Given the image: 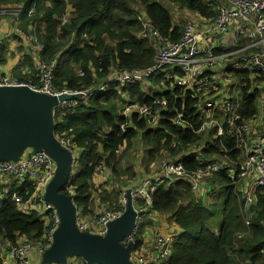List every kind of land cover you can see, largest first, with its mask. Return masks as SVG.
Listing matches in <instances>:
<instances>
[{"label": "trees", "instance_id": "16d2710c", "mask_svg": "<svg viewBox=\"0 0 264 264\" xmlns=\"http://www.w3.org/2000/svg\"><path fill=\"white\" fill-rule=\"evenodd\" d=\"M160 1L0 0V6L22 8L19 28L32 31L41 46L37 56L24 55L22 67L28 70L23 74L15 73V78L37 84L35 64L39 59L47 65L54 63L52 84L56 90L86 91L108 82L114 73L152 67L158 50L177 42L186 23L205 26L217 17L215 4L204 0H162L194 15L186 18L183 26L174 25L169 9ZM30 11L33 13L29 14ZM250 42L244 39L241 45ZM2 50L3 46L0 58ZM181 75L162 72L151 77L160 87L156 92L144 91L145 83L123 86L112 83L106 90L95 92L88 102L79 100L74 108L54 115L55 137L71 138L83 153L81 167L62 190L67 195L68 189L73 190L72 199L83 217H92L103 209L116 210L122 194L120 189L139 181L138 174L144 176L147 168L159 159L191 153L198 148L197 152L211 161L222 156L223 148L233 149L234 139L227 134L214 139L210 133L195 135L171 123L173 108L195 127L202 120L197 107L205 98L201 92L190 94L176 86V78ZM248 75L249 72L234 74L240 84H245L240 90V120H252L258 114V91L253 85L256 78L250 79ZM159 99H164L166 104L156 108L157 119L153 124L135 111L126 117L122 114L126 106H150ZM214 116L220 118L218 113ZM136 143L144 147V156L140 157L137 168ZM173 144L178 147L176 153L171 150ZM143 163L145 171L140 169ZM184 164L189 169L196 167L188 159ZM156 167L154 178L158 174ZM100 168L108 177L96 188L93 178ZM206 187H211L212 192L200 195L194 193L185 180L164 179L153 190L152 204L145 214L162 215L168 224L179 229L173 236L166 264H264V189L255 192V204L251 208L254 214L245 223L241 196L233 192L224 175H213ZM220 193L222 202L218 210L206 213L216 206L208 201L217 200ZM95 201L96 208L92 209ZM137 205L144 206L141 201ZM45 231V224L35 212H19L11 193L0 192V238L9 245L7 251L23 242L40 244ZM135 242V250H138L141 246L138 238Z\"/></svg>", "mask_w": 264, "mask_h": 264}, {"label": "built area", "instance_id": "2783aa9c", "mask_svg": "<svg viewBox=\"0 0 264 264\" xmlns=\"http://www.w3.org/2000/svg\"><path fill=\"white\" fill-rule=\"evenodd\" d=\"M215 4L217 17L209 25H196L188 22L180 39L159 49L152 67L143 71L131 73L120 72L110 76L109 81L100 83L86 91L74 92L67 89L56 90L53 87L52 72L54 63L50 65L42 62L36 63L35 73L37 84L23 83L18 79L0 75V87H27L30 90L51 97L60 95L81 96L80 100L88 102L95 92L106 90L110 84L132 85L146 83L158 73L167 70L179 72L182 75L176 78V86L183 88L190 94L202 93L205 98L197 107V112L202 114L201 123L195 127L182 113L173 108L174 117L171 123L178 129L190 131L195 135L212 134L214 139L222 138L225 134L234 139L231 151L224 150L221 157L214 160L204 159L206 156L199 154L198 148L191 153H176L178 147L173 144L171 150L176 155L160 162L156 167L158 174L155 178L146 180L142 185L130 190L134 210L139 213L133 234L123 241L134 242L139 230V223L145 215L143 208L152 204L151 194L161 180L172 178L185 180L189 183L194 193L204 195L212 192L206 187V182L215 174L224 175L230 182L235 194L242 200V211L245 214V223L249 221L255 204V192L264 189V122L256 118L240 120L239 111L241 104V88L234 74L249 72L248 78H256L255 89L258 91L259 103L264 111V0H204ZM30 11L29 14H32ZM22 15L21 7L0 6V21L4 18L14 20L13 30H0V51L6 39L16 37L23 46H31L41 51L38 39L32 31L25 32L19 28V19ZM233 33L232 46L222 43V38ZM250 43L241 45L242 40ZM166 73V72H165ZM253 74V75H252ZM252 90H250V93ZM79 101V100H77ZM75 100L58 102L53 108V115H61L65 110L76 106ZM164 99L155 100L150 106L130 105L124 109V116L135 111L145 118L149 124L156 122V108L164 107ZM218 113L220 118L214 115ZM57 139V138H56ZM62 147L71 151V141L58 137ZM234 154V157L233 155ZM193 161L196 166L189 169L185 161ZM55 163L45 153L25 152L17 162H1L0 178L7 175L17 179L22 186L18 193H13L11 200L22 213L40 210L38 218L45 223L47 230L42 243L31 245L24 243L13 247L8 257L13 264H30L28 255L36 253L41 256L49 249L53 235L59 226V218L54 208L45 202L44 195L49 182L55 172ZM103 169H100L101 173ZM155 181V183H154ZM69 195L73 191L68 189ZM37 201L38 205L33 202ZM141 201L144 206L139 207ZM116 210H101L94 218L83 217L76 211V226L79 231L91 235L104 236L107 225L121 217L125 211L126 199L124 196L116 205ZM172 240L170 237L157 235L153 241V256H145L141 252L133 251L130 261L133 264H166L170 257ZM151 252V253H152ZM3 264H9L3 262ZM56 264V263H48ZM66 264H87L80 259L68 260Z\"/></svg>", "mask_w": 264, "mask_h": 264}, {"label": "water", "instance_id": "95a60500", "mask_svg": "<svg viewBox=\"0 0 264 264\" xmlns=\"http://www.w3.org/2000/svg\"><path fill=\"white\" fill-rule=\"evenodd\" d=\"M80 99L79 94L51 97L27 87H0V163L17 162L27 151L45 153L55 163L44 200L56 211L59 226L41 264H66L71 259L87 264H133L130 254L135 246L132 241L123 244L133 234L140 216L131 194L126 192L124 213L107 225L102 237L78 230L74 201L62 192L69 181L73 157L54 135L53 108L58 102Z\"/></svg>", "mask_w": 264, "mask_h": 264}, {"label": "crops", "instance_id": "0c3cea01", "mask_svg": "<svg viewBox=\"0 0 264 264\" xmlns=\"http://www.w3.org/2000/svg\"><path fill=\"white\" fill-rule=\"evenodd\" d=\"M160 3L164 7H166L165 4L162 3V1H160ZM169 6H172V5H169ZM173 7L175 8V6H173ZM176 10H177V12L179 14L181 13L182 14V17H184V18H193L194 17L193 14H191V13L185 11V10H179V9H176ZM138 12L141 13L140 10H138ZM171 18H172V15H171ZM172 22H173L174 25H176L175 22L173 21V19H172ZM14 25H15V23H14V20L13 19L4 18V19H2L0 21V30L3 32V31H5L7 29V31H10L11 32L13 30L12 28H13ZM15 38L12 37V38L6 39L4 41L3 50H2V56L0 58V75L1 76H9V77L15 78L16 77L15 76V73H21V74H23V73H26L27 70H28L26 67H22V58L24 57V55L31 56V54L33 52L32 51L33 49L32 48L25 47L21 43L18 44L17 39H15ZM232 40H233V33L230 31L228 33V35H226V36H224L222 38V43H224L227 46H232ZM16 45H17V47H16L15 51H13V49H14V47ZM9 46H10V50L7 49ZM18 46H21V47H18ZM22 50L25 52V54H23V51ZM40 52L35 53L34 55L37 56ZM1 61H3V64H1ZM40 62L41 61L39 59H36V63L37 64L40 63ZM164 72H166L168 75H171L172 74V71L171 70H167V71H164ZM152 78H154V75L152 76ZM152 78L149 81V83H151L152 85L149 84L148 82L146 83V86H143L142 85V89L144 91H147L148 89H153L154 92H156V91H158L160 89V87H157L154 84V79H152ZM259 102L260 101H258V104L261 107V105H260ZM123 112H124V110L122 111V114L124 115ZM128 115H126V116H128ZM255 118L258 121H263L264 122V111L261 112V114H260L259 117L257 116ZM67 139H69L71 141V151L70 150L69 151H70V153L72 154V157H73V163H72V167H71V174H70V177H69V180H70L72 177H74V175L77 173V171L81 167V161L83 160V155H82L83 153L81 152V150L78 147L75 146V144L72 142V139L71 138H67ZM143 156H144V154H143ZM76 158H78V160L80 162V165H79V163L77 165ZM151 169L152 170L154 169V166L153 165H151ZM107 177H108V175L106 174V172L104 170H102L101 173L96 172V174L94 175V178H93V184H94V186L97 188V186L103 181V179L104 178H107ZM151 178H154V177H149V176L148 177H144L136 185V187H134V188L139 187L146 180L151 179ZM21 189H22L21 183L17 179H15L14 177L5 175V176H3V177L0 178V192L1 193H9L10 192L11 193V196H12L13 193H18ZM131 189H133V185H130L129 187L120 189V191H122V194L120 195V198L118 199V202H119V200L123 196L125 198L126 192H129L130 193V190ZM70 197L72 198V195ZM118 202H117V204H118ZM33 203L35 205H38V202L37 201H34ZM95 208H96V201L94 202V206H92V209H95ZM143 209L145 210L144 211V213H145L146 212V209H148V208H143ZM17 210H18V208H17ZM30 212H35L36 215H39L41 211L38 209V210H32ZM96 214H98V213H96ZM144 216H146L147 219H148V221H146V222L149 223V227H148V230L143 229L144 231H142L141 234H139V236H138V232L136 233V236H135V239H134L133 244L136 247L135 240L138 238L141 246H140V248L138 250H135V248H134L133 251H135V252H141L145 256H153V252H152V249H151L152 244H153L152 236L153 235H161V236H164V237H170L171 240H172L173 239V236L174 235H177V233H179V229H178V227H175L172 224H169V226L167 224H165L166 217H163L162 215L155 214V213H149V214H145ZM94 217H95V215L92 216V217H85V218L92 219ZM139 224H141V222ZM160 224L162 225V227H160ZM139 228H140V226H139ZM46 230H47V227H46ZM138 231H140V230H138ZM45 233H46V231H45ZM44 236H45V234H44ZM44 236H43V239L41 240L40 243L43 242ZM22 240H24V238L20 239L19 241L21 242ZM24 243H26V242H23L21 244H24ZM21 244H18V245H21ZM18 245H16V246H18ZM8 247H9V245L0 238V258L1 259L3 258V262L9 263V264H13V260H11L8 257L9 251L13 247H11L7 251ZM42 255L41 256H38L34 252L33 253H30L28 255V257H29V259L31 261L30 264H41Z\"/></svg>", "mask_w": 264, "mask_h": 264}, {"label": "rangeland", "instance_id": "374dc122", "mask_svg": "<svg viewBox=\"0 0 264 264\" xmlns=\"http://www.w3.org/2000/svg\"><path fill=\"white\" fill-rule=\"evenodd\" d=\"M162 1V0H161ZM162 3H164L165 4V6H166V8L167 9H169V11L171 12V15H172V19H173V21L175 22V24L176 25H180L181 24V26H183L184 25V23H185V21H187V19L186 18H184V17H182V14L180 13H178L177 12V10L173 7V6H169L165 1H162ZM5 7H10V6H5ZM14 7H16V6H14ZM14 7H11V8H14ZM20 22V21H19ZM19 24V23H18ZM19 26V25H18ZM21 29V28H20ZM22 30V29H21ZM27 32H29V31H27ZM19 44V43H18ZM16 47H17V45L14 47V49H13V51H15V49H16ZM18 47H21V46H18ZM25 47H28V48H32L33 49V47H31V46H25ZM8 50H10V46L7 48ZM33 52H32V54L31 55H34L37 51H38V49L37 48H35V49H33L32 50ZM149 83V82H148ZM149 84H151V83H149ZM152 85V84H151ZM143 86H146V83L143 85ZM74 92H79V91H74ZM257 108H258V114H257V116L259 117L260 116V114H261V112H262V107H260L259 106V104L257 105ZM143 150H144V147L143 146H141L139 143H136V148H135V150H134V152L136 153L135 154V163H136V168L138 167V165H139V161H140V159L142 160V158H140V157H143ZM163 160H166V159H159V160H157V162L156 163H153L152 165L154 166L155 165V167L156 166H159L160 165V162H162ZM76 163H77V165H78V163H79V165H80V162H79V160H78V158H76ZM155 167H154V169L152 170L151 169V166H150V168H147V173L143 176L142 175V173H139L138 175H139V181H137V182H132V183H129L130 185H133V187L134 186H136L144 177H152V175H153V172H154V170H155ZM77 168V167H76ZM142 171H145L146 170V168H145V163H143L142 164V167L140 168ZM136 171H138L139 172V170L137 169ZM143 176V177H142ZM140 177H142V178H140ZM216 201V202H215ZM208 202H214V203H216V206H214L213 208H210V209H207L205 212L207 213V212H210V211H213V212H215V211H217L218 209V207L221 205V202H222V194L220 193V195H219V198L216 200V199H212V200H210V201H208ZM146 221H148V219H147V217L146 216H144L143 218H142V221H141V224L139 225L140 226V228H139V230L142 232V231H144L143 229H145V230H148V227H149V223H147ZM158 222V221H157ZM165 224H167L168 226H169V224H168V222L167 221H165ZM160 227H162V225L160 224ZM156 238H157V235H153L152 236V240L154 241V244H155V241H156Z\"/></svg>", "mask_w": 264, "mask_h": 264}, {"label": "clouds", "instance_id": "9594fccd", "mask_svg": "<svg viewBox=\"0 0 264 264\" xmlns=\"http://www.w3.org/2000/svg\"><path fill=\"white\" fill-rule=\"evenodd\" d=\"M77 210V209H76Z\"/></svg>", "mask_w": 264, "mask_h": 264}]
</instances>
